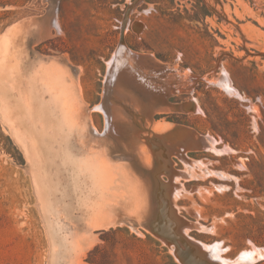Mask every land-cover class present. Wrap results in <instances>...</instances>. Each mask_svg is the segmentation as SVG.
Instances as JSON below:
<instances>
[{
  "label": "rangeland",
  "instance_id": "rangeland-1",
  "mask_svg": "<svg viewBox=\"0 0 264 264\" xmlns=\"http://www.w3.org/2000/svg\"><path fill=\"white\" fill-rule=\"evenodd\" d=\"M59 82L80 95L101 135L90 124L71 132L57 98L46 94L45 84ZM7 93L16 100L3 102ZM11 105L33 110L46 126L31 125L30 137L47 131L67 150L55 147L52 156L48 147H27ZM115 115L143 143L112 140L106 124ZM89 131L104 144L87 142ZM263 252L264 0H0V264H264Z\"/></svg>",
  "mask_w": 264,
  "mask_h": 264
},
{
  "label": "bare ground",
  "instance_id": "bare-ground-1",
  "mask_svg": "<svg viewBox=\"0 0 264 264\" xmlns=\"http://www.w3.org/2000/svg\"><path fill=\"white\" fill-rule=\"evenodd\" d=\"M53 1V0H52ZM50 2V1H49ZM53 3V2H52ZM131 3H133V2H131ZM55 4V3H54ZM55 6V5H54ZM52 9V8H51ZM133 9V8H132ZM46 10V9H45ZM53 10V9H52ZM46 12H48L47 10H46ZM50 12V11H49ZM53 13V12H52ZM49 15H51V14H49ZM52 16V15H51ZM50 16V17H51ZM39 16H37V18H38ZM32 18V17H31ZM34 18V17H33ZM36 18V19H37ZM45 20V19H44ZM54 20V19H53ZM32 21V20H31ZM21 23V22H20ZM24 23V22H23ZM28 23V22H27ZM132 23V22H131ZM139 23V22H138ZM22 24V23H21ZM25 24V23H24ZM33 24V23H32ZM37 24V23H36ZM44 24V23H43ZM46 24V23H45ZM39 25V24H38ZM38 25L36 26V27H38ZM127 25H128V23H127ZM135 25V24H134ZM139 25V24H138ZM26 26V25H25ZM29 26V25H28ZM41 27H42V24L40 25ZM48 26V25H47ZM27 27V26H26ZM130 27V26H129ZM46 29H47V27H45ZM49 28V27H48ZM52 28V27H51ZM124 28V27H123ZM128 28V27H127ZM141 28H143V27H141ZM141 28H140V31H141ZM43 29V28H42ZM16 30V29H15ZM55 30H56V28H55ZM12 31H14V30H12ZM16 31H18V30H16ZM42 31V30H41ZM48 31V29L46 30V32ZM38 32V31H37ZM51 32V31H50ZM18 33V32H17ZM44 33V32H43ZM139 33V32H138ZM12 34H13V32H12ZM15 34V33H14ZM42 34V33H41ZM56 34V33H55ZM123 34H124V32H123ZM10 35V34H9ZM39 35V34H38ZM50 35H51V33H50ZM14 36V35H13ZM41 36V35H40ZM44 36V35H43ZM40 38V37H39ZM42 38V37H41ZM10 39H11V37H10ZM13 39V38H12ZM16 39V38H15ZM37 40H38V38H37ZM11 44H13V40L11 41V43H10V49H11V47L13 46H11ZM27 45V44H26ZM120 47V46H119ZM129 47V46H128ZM126 48H119V50H116L117 51V53L119 52H123L122 53V57L126 60V59H128V61H130V62H128V63H133L132 62V54H130L127 50H125ZM129 50H132V48L131 49H129ZM115 51V50H114ZM140 51V50H139ZM137 52V51H136ZM144 52V51H143ZM134 53H135V50H134ZM142 53V52H141ZM151 53V52H150ZM138 54V53H137ZM153 54V53H152ZM151 55V54H150ZM154 55V54H153ZM111 56V55H110ZM150 57V56H149ZM153 57H155L156 58V56H153ZM116 58V57H115ZM123 58H121L122 60H123ZM120 59V58H119ZM119 59H118V61H119ZM145 59V58H144ZM150 59V58H149ZM108 60H109V58H108ZM125 60H123V61H125ZM155 60V59H154ZM158 60V59H157ZM68 61V60H67ZM111 60H109V62H110ZM121 61V60H120ZM119 61V63H122V61L120 62ZM127 61V60H126ZM125 61V62H126ZM146 61H148V59H146ZM177 61V60H176ZM116 62V61H115ZM135 62V61H134ZM159 63H161V61H158ZM69 63H70V61H69ZM118 63V64H119ZM127 63V64H128ZM135 63H137V61L135 62ZM131 64H128V65H130L131 66ZM152 64V63H151ZM163 64V63H162ZM169 64V63H168ZM140 65H142V63L140 64ZM176 65H178V64H176ZM72 66V65H71ZM169 66V65H168ZM173 66V65H172ZM179 66V65H178ZM115 67V66H114ZM150 67V66H149ZM166 67V66H165ZM74 68V67H73ZM81 68V67H80ZM135 68H137V67H135ZM150 68H152V67H150ZM157 68V67H156ZM171 68H173V67H171ZM180 68H182V67H180ZM75 69V72H77L76 71V69L77 68H74ZM128 69H129V67H128ZM154 69V68H153ZM178 69V68H177ZM183 69H184V67H183ZM119 70V69H118ZM139 70V69H138ZM142 70H143V68H142ZM147 70V69H146ZM159 70V69H158ZM157 70V71H158ZM170 70L171 69H169V72H170ZM68 71V70H67ZM70 71V70H69ZM81 71V70H80ZM108 71V70H107ZM149 71V70H148ZM153 71V70H152ZM155 71V70H154ZM163 71V70H162ZM172 71V70H171ZM190 71V70H189ZM189 71H187V72H189ZM66 72V71H65ZM64 72V73H65ZM132 72V71H131ZM134 72V71H133ZM135 72H137V71H135ZM140 72V71H139ZM146 73L145 74H148V72L147 71H145ZM151 71H149V73H150ZM159 72H161L160 70L158 71V73L157 74H159ZM165 72V71H164ZM59 73V72H58ZM63 72H61V74H62ZM117 73H119L118 71H117ZM142 73V72H141ZM163 73V72H162ZM162 73H160V74H162ZM167 73V72H166ZM173 73V72H172ZM181 73V72H180ZM185 73V72H184ZM191 73V72H190ZM60 74V73H59ZM66 75H67V73H65ZM65 74H64V76L63 77H65ZM115 74V73H114ZM120 74V73H119ZM135 74V73H134ZM159 74V75H160ZM188 73H186V75H187ZM194 74V73H193ZM193 74H191V76H193ZM19 75V74H18ZM38 75V74H37ZM69 75V74H68ZM67 75V77H69ZM112 75V74H111ZM123 75V74H122ZM132 74H130V76H131ZM152 75H154V74H151V76ZM168 75V74H167ZM175 75V74H174ZM179 75V74H178ZM189 75V74H188ZM187 75V76H188ZM155 76V75H154ZM161 77H162V75H160ZM112 77H113V75H112ZM147 77V76H146ZM150 77V76H149ZM159 78V76H158V78L159 79H162V78ZM169 76H167V78H168ZM202 77V76H201ZM206 77V76H205ZM109 78V77H108ZM107 78V79H108ZM127 78H129L128 76H127ZM151 78V77H150ZM149 78V79H150ZM152 78H153V76H152ZM165 78V77H164ZM171 78V77H170ZM175 78H176V76H175ZM175 78H173V79H175ZM190 78V77H189ZM189 78H186V79H189ZM193 78V77H192ZM191 78V79H192ZM200 78V77H199ZM75 79H77V78H75ZM106 79V78H105ZM125 79V78H124ZM133 78H131L130 80H131V82L133 83V80H132ZM138 79V78H137ZM148 79V78H147ZM157 79V78H156ZM57 80L58 79H56V82H57ZM67 80H70V79H67ZM143 80H146V79H143ZM182 80V79H181ZM212 80V79H211ZM72 81V80H71ZM77 81V80H76ZM114 81H115V79H114ZM155 81V80H154ZM157 81V80H156ZM165 81H167V79L165 80ZM164 80H163V82H165ZM193 81V79L191 80V82ZM198 81V80H197ZM196 81V82H197ZM70 82V81H69ZM69 82H67V84L69 83ZM127 82V81H126ZM135 83H136V81H134ZM142 82H144V81H142ZM162 82V83H163ZM170 82V81H169ZM177 82H178V80H177ZM188 82H190V81H188ZM222 82V81H221ZM221 82H220V84H221ZM228 82V81H227ZM35 83V82H34ZM39 83H41V82H39ZM51 83V82H50ZM50 83H48V85L47 84H45L46 86H49V88H50V91H46L45 93L46 94H48L49 95V97L50 96H52V99L53 98H55V101H56V98H57V100H58V103L60 104V106H59V104H58V106L60 107V109H62V112H64V114H65V122H67V125H68V127L70 128V130H71V132H72V130L73 129H77V128H79L80 126H82V125H91L92 126V131H94V133L96 132L98 135H101V133H98V131H97V129L96 128H94V126H93V122H92V114H86V112H85V110L83 109V104L82 105H79V103H78V101L77 100H79V98H80V95H79V97H78V99H77V96L76 95H71V94H74V91H71V94H69L68 93V90L66 89V88H68V87H66V88H64L63 87V85L61 86L60 84H63L62 82H59V83H56V85H54V84H52V85H50ZM53 83V82H52ZM71 83V82H70ZM114 83V82H113ZM152 83V82H151ZM157 83V82H156ZM185 83V82H184ZM193 83V82H192ZM224 84H225V82H223ZM130 84V83H129ZM148 84H149V82H148ZM175 84H176V82H175ZM194 84H195V81H194ZM214 84V83H213ZM228 84H229V82H228ZM44 85V86H45ZM54 85V86H53ZM146 85V84H145ZM149 85H152V84H149ZM156 85V84H155ZM162 85V84H161ZM222 85V84H221ZM42 86V85H41ZM66 86H69V85H66ZM72 86H75V85H72ZM104 86V85H103ZM112 86H115V89L113 88L112 90H116L117 88H116V85L115 84H112ZM111 86V87H112ZM159 86V85H158ZM163 86V85H162ZM62 87H63V89H62ZM69 87H71V85L69 86ZM160 87V86H159ZM169 87V86H168ZM229 87V86H228ZM56 88H58V90H56ZM74 88V87H73ZM80 88V87H79ZM134 88H135V86H134ZM175 88V87H174ZM184 88V87H183ZM188 88V87H187ZM31 89V88H30ZM37 88H34L33 90H36ZM66 89V90H65ZM142 89V88H141ZM149 89V88H148ZM151 89H153V88H151ZM181 89V88H180ZM224 89V88H223ZM228 88L226 87V90H227ZM9 90V89H8ZM14 90V89H13ZM135 90V89H134ZM138 90V89H137ZM166 90V89H165ZM39 91H41V89L39 90ZM44 91V90H43ZM42 91V95L44 94V92ZM66 91H67V93H66ZM70 91V90H69ZM101 91V90H100ZM117 91V90H116ZM139 91V90H138ZM143 91V90H142ZM145 91V90H144ZM151 91V90H150ZM155 91V90H154ZM175 91V90H174ZM8 92V91H7ZM9 92H11V91H9ZM123 92V91H122ZM130 92V91H129ZM147 92V91H146ZM153 92V91H152ZM151 92V93H152ZM169 92V91H168ZM176 92V91H175ZM234 92V91H233ZM35 94H36V92H34ZM40 93V92H39ZM50 93H51V95H50ZM76 93V92H75ZM77 93H78V91H77ZM113 93V92H112ZM115 93V92H114ZM136 93V92H135ZM150 93V94H151ZM177 93V92H176ZM179 93V92H178ZM230 93V92H229ZM232 93V92H231ZM8 95H6V96H4V98H3V102H5V103H8V102H14L16 99H14V95H9V93H7ZM69 94V95H68ZM116 94V93H115ZM124 94V93H123ZM130 94V93H129ZM173 94V93H172ZM29 95H31V94H29ZM34 95V94H33ZM53 95H54V97H53ZM131 95H133L132 93H131ZM152 95V94H151ZM155 95H157V94H155ZM21 96V95H20ZM25 96V95H24ZM40 97H39V99L41 98V95H39ZM46 96V95H45ZM73 96V97H72ZM116 96V95H115ZM119 96V95H118ZM121 96V95H120ZM124 96V95H123ZM32 97V99L34 100L35 98L33 97V96H31ZM47 97V96H46ZM102 96H100V98H101ZM126 98H128L127 96H125ZM130 97V96H129ZM157 97V96H156ZM21 97H19V99H20ZM22 98H23V100H26L27 98H28V96H27V98L26 99H24L25 97H23L22 96ZM132 98V97H131ZM130 98V99H131ZM194 98V97H193ZM29 99V98H28ZM28 99H27V101H28ZM32 99H30V100H32ZM43 99V98H42ZM45 99V98H44ZM43 99V101H45V100H47L48 99V97H47V99H45L44 100ZM77 99V100H76ZM121 99H123V98H121ZM134 99V98H133ZM143 99V98H142ZM165 99V98H164ZM163 99V100H164ZM21 100V99H20ZM102 100V99H101ZM108 100V99H107ZM147 100V99H146ZM191 100H193V99H191ZM25 102L27 105H28V103L29 102ZM48 101V100H47ZM115 101V100H114ZM32 102V101H31ZM30 102V103H31ZM53 102V101H52ZM57 102V101H56ZM55 102V103H56ZM79 102H82V100L80 101L79 100ZM99 102V101H98ZM147 102V101H146ZM167 102V101H166ZM165 102V103H166ZM195 102H197V100H195ZM5 103H4V105H5ZM22 103V102H21ZM23 103H24V101H23ZM41 103V102H40ZM54 103V102H53ZM53 103H52V106H53V109H55V107H54V105H53ZM85 103V102H84ZM26 104L24 105V104H22L23 106H26ZM37 104H38V102H37ZM36 104V105H37ZM42 104L44 105V102H42ZM46 104V103H45ZM57 104V103H56ZM143 104H144V102H143ZM4 105H2V107L4 108ZM84 105H86V104H84ZM95 105H97V104H95ZM150 105V104H149ZM196 105H197V103H196ZM9 107H10V105H8ZM13 105H11V107H12ZM23 106H13V108H11L10 110L12 111V109L16 112V115H17V117H18V123H19V125L21 126V128H20V130L22 129V134L24 135V134H26V135H28L29 136V134H28V132H27V129H29L30 128V126L32 125V128L34 127V125H36V123L39 121L40 123H38L42 128H46V126L43 124V122H41L40 121V119L39 120H36L37 122L35 123V121H34V119H33V115H32V112H33V110L32 111H28L27 112V114H25L26 112V110L24 111L25 113H23ZM41 105L39 104L38 105V108L40 107ZM49 107H50V105H48ZM51 106V107H52ZM94 106V105H93ZM151 106H154L153 105V101H152V105ZM151 106H149V109L151 108ZM169 106V105H168ZM199 106V105H198ZM197 106V107H198ZM5 107H7V105L5 106ZM29 106H27V108H28ZM97 108L99 107V106H96ZM113 107V106H112ZM37 108V107H36ZM37 108V109H38ZM42 108H44V106L42 107ZM160 108V107H159ZM169 108L171 109V107L169 106ZM184 108V107H183ZM195 108V107H194ZM8 108H5L4 110L5 111H7L8 113H10L8 110H7ZM25 109V108H24ZM30 109H32V108H30ZM41 109V108H40ZM39 109V110H40ZM51 109V108H50ZM59 109V108H58ZM57 109V111H59ZM89 109V108H88ZM104 109V108H103ZM112 109V108H111ZM143 109H145L144 107H143ZM152 109V108H151ZM162 109V108H161ZM165 109H166V107H165ZM168 109V108H167ZM190 109H191V107H190ZM38 110V111H39ZM44 109H42L41 110V112L43 111ZM102 110V109H101ZM100 110V111H101ZM119 110V109H118ZM169 110V109H168ZM181 110H183L182 108H181ZM48 111H49V108H48ZM99 111V112H100ZM103 111H105V109L103 110ZM102 111V112H103ZM167 111V110H166ZM185 111V110H184ZM200 111V110H199ZM44 112V111H43ZM46 112V111H45ZM44 112V113H45ZM52 112V111H51ZM146 111H144V113H145ZM39 113V112H38ZM49 113V112H48ZM113 113V112H112ZM119 113V112H118ZM11 114H12V112H11ZM52 114H53V112H52ZM52 114H50V116L52 115ZM101 114V113H100ZM15 115V116H16ZM14 116V114L12 115V117ZM14 116V117H15ZM49 116V117H50ZM55 116V115H54ZM111 116V115H110ZM150 116V115H149ZM16 117V118H17ZM41 117V116H40ZM52 117V116H51ZM59 117H60V115H59ZM54 118V117H53ZM38 119V118H37ZM57 119V118H56ZM59 119V122L61 121V119H62V117L61 118H58ZM58 122V123H59ZM122 122H123V119H122V117H116V115L114 116V117H112L111 118V120L106 124L108 127H106V129L108 128V131H110L111 133H112V140H117V141H119V142H121V144H122V147H130L131 146V144H130V142H131V138H133V137H135V136H132L133 135V133H131V131H127L126 129H125V127H124V130H122V128H121V124H122ZM61 123V122H60ZM34 124V125H33ZM62 124V123H61ZM82 124V125H81ZM18 125V124H17ZM18 125V126H19ZM58 125V124H57ZM56 125V126H57ZM64 125H65V123H64ZM177 125V124H176ZM178 125H180V124H178ZM182 125V124H181ZM60 126V125H59ZM87 126H85V128L87 127ZM102 126H103V124H102ZM37 127V126H36ZM39 127V126H38ZM37 127V128H38ZM49 127H50V129L52 128L53 129V124H52V122L49 124ZM58 127V126H57ZM57 127H54V129L55 128H57ZM83 127V126H82ZM105 127V126H104ZM173 127V126H172ZM62 128H63V126H62ZM182 128V127H181ZM19 129V128H18ZM34 129H36V128H33V131H34ZM58 129V128H57ZM56 129V130H57ZM81 129V128H80ZM84 129V128H83ZM192 129V128H191ZM38 130V129H37ZM46 130V129H45ZM70 130H68V133L70 132ZM102 130V129H101ZM63 131V130H62ZM73 131H75V130H73ZM81 131H82V129H81ZM83 131H85V130H83ZM91 131V132H92ZM167 131V130H166ZM165 131V132H166ZM35 132V131H34ZM43 132V131H42ZM45 132V131H44ZM54 132V131H53ZM59 133H60V131H58ZM65 132V131H64ZM87 132H88V130H87ZM101 132V131H100ZM195 132V131H194ZM33 133V132H32ZM32 133H31V135H32ZM48 132L46 131L45 133H44V137L41 139L40 137V134H39V137L37 138V139H35L34 137L32 138V137H30V141H28L27 139H25L24 141H25V143H27L26 145H27V147H48L47 149H49V151L51 152V155L53 156V154L56 152V150H55V147H60V146H64V145H60L61 144V142L58 140V138L56 137V135H50L49 137H47L46 136V134H47ZM67 132H65V134L64 133H62V134H64V135H66L67 137H65L64 135V137L65 138H68L69 139V137H71V136H69V135H67L66 134ZM74 133V132H73ZM80 133V132H79ZM83 133V132H82ZM94 133H90V131H89V133H87V142L89 141H95V140H97L98 142H101V140H103V139H100L101 138V136H99L100 138H94ZM106 133V132H105ZM109 133V132H108ZM107 133V134H108ZM195 133H197V132H195ZM62 134H59L60 136H62ZM75 134H76V132H75ZM73 135L74 136V138H75V136L76 135ZM155 134H156V132H155ZM162 134H164V132L163 133H161V135ZM197 134H199V133H197ZM201 134V133H200ZM199 134V135H200ZM38 135V134H37ZM72 135V134H71ZM80 135H82V134H80ZM104 135V134H103ZM120 135H122V136H120ZM137 135H139V134H137ZM147 135H149V134H147ZM202 135V134H201ZM97 136V135H96ZM153 136V135H152ZM159 136V135H158ZM157 136V137H158ZM170 136V135H169ZM203 136V135H202ZM212 136V135H211ZM105 137V136H104ZM150 136H148L147 138H149ZM196 137H197V135H196ZM206 137V136H205ZM209 137V136H208ZM62 139H63V137H61ZM135 138H141V137H138V136H136ZM134 138V139H135ZM160 138H161V136H160ZM207 138V137H206ZM142 139L143 138H141V140L140 141H142ZM153 139V138H152ZM204 139V138H203ZM212 139V138H211ZM79 140V139H78ZM136 140V139H135ZM135 140H132V142L133 141H135ZM139 140H138V143L136 144L135 143V145H136V147L138 148V150L141 148V147H139V146H141L139 143ZM160 140V139H159ZM162 140V139H161ZM168 140V139H167ZM172 139H169L168 140V144H169V141H171ZM174 140V139H173ZM108 141V140H107ZM146 141V140H145ZM163 141V140H162ZM161 141V142H162ZM208 141V140H207ZM212 141V140H211ZM80 142H82V141H80ZM85 142V141H84ZM103 142V141H102ZM101 142V143H102ZM86 143V142H85ZM142 143H143V141H142ZM155 143H156V141H155ZM210 144H212V142H209ZM214 143V142H213ZM217 143H218V140H217ZM69 144V143H68ZM67 144V145H68ZM81 144V143H80ZM84 144V143H83ZM102 144H104V142L102 143ZM138 144H139V146H138ZM154 144V143H153ZM82 145V144H81ZM80 145V147H82ZM135 145H133V147H135ZM156 145V144H155ZM171 145V144H170ZM202 145V144H201ZM214 145V144H213ZM225 145V144H224ZM66 146V145H65ZM100 146V145H99ZM211 146V145H210ZM209 146V149L211 148ZM227 146V145H226ZM67 148H69V146H66ZM97 147H98V145H97ZM102 147H105V145H102ZM101 146L100 147H98V148H102ZM143 147V149H144V147L145 146H142ZM222 147H224V146H222ZM229 147V146H228ZM64 148V147H63ZM97 148V149H98ZM131 148V147H130ZM136 148V149H137ZM156 148V147H155ZM168 148V147H167ZM215 148V147H214ZM226 148V147H225ZM231 148V147H230ZM230 148H228L229 150H232V149H230ZM36 149V151L38 150V148H35ZM46 149V148H45ZM56 149H58V148H56ZM64 149H66V148H64ZM63 149V150H64ZM70 149V148H69ZM93 149V148H92ZM134 149V148H133ZM165 149V148H164ZM177 149V148H176ZM208 149V150H209ZM216 149V148H215ZM215 149L213 150V149H210V150H213V151H215ZM217 149H219V148H217ZM224 149V148H223ZM30 150V152L33 150V148L32 149H29ZM39 150H41V149H39ZM62 150V149H61ZM67 150V149H66ZM91 150V149H90ZM100 150V149H99ZM101 150H103V149H101ZM140 150H142V149H140ZM207 150V149H206ZM35 150H34V152L33 153H31V154H34L35 152H36ZM65 151V150H64ZM69 151V154L71 153L70 151L71 150H68ZM72 151H73V149H72ZM97 151V150H96ZM122 151V150H121ZM151 151V150H150ZM196 151V150H195ZM212 151V152H213ZM218 151V150H217ZM226 151V150H225ZM67 152V151H66ZM83 153H84V151H82ZM138 152V151H137ZM139 152H142V151H139ZM161 152V151H160ZM216 152V151H215ZM39 151H37L36 152V155H39V154H41V153H39ZM74 153H76L77 154V152H72L71 154L73 155ZM86 153V152H85ZM88 153V152H87ZM93 153H94V150H93ZM103 153V152H102ZM102 153H100V154H102ZM123 153H124V151H123ZM144 154H145V152H143ZM142 153V154H143ZM149 153V152H148ZM147 152H146V154H148ZM151 153V152H150ZM166 153V152H165ZM219 153V152H218ZM218 153H216V154H218ZM222 153H224V152H222ZM222 153H220V154H222ZM231 153H233V152H231ZM65 154V153H64ZM80 154V153H79ZM94 154H96V156H97V154H99V152L98 153H94ZM141 154V155H142ZM145 154V155H146ZM186 154V153H185ZM184 154V155H185ZM50 155V156H51ZM67 155H68V153H67ZM103 155H104V153H103ZM102 155V156H103ZM131 155V154H130ZM150 155V154H149ZM162 155V154H161ZM34 156V155H33ZM46 156H48V155H46ZM56 156H57V154H56ZM74 156H75V154L72 156L73 158H74ZM99 156V155H98ZM143 157H144V155H142ZM148 155H146V157H147ZM151 156V155H150ZM172 156V155H171ZM35 157V156H34ZM38 157H40V156H38ZM42 157V156H41ZM58 157V156H57ZM71 157V158H72ZM76 157V156H75ZM78 157V156H77ZM87 157V156H86ZM106 157V156H105ZM139 158H138V160L141 158L142 159V157H140V155L138 156ZM146 157H144V158H146ZM149 157V156H148ZM147 157V158H148ZM152 157V156H151ZM156 157V156H155ZM187 157V156H186ZM37 157H35V159H36ZM48 158V157H47ZM54 158V157H53ZM52 158V159H53ZM60 158V157H59ZM68 158V157H67ZM71 158H68V160L70 159V160H72ZM80 158V157H79ZM79 158H78V160H79ZM83 158H85V157H83ZM97 158H99V157H97ZM182 158V157H181ZM184 158H185V156H184ZM38 159V158H37ZM65 159V158H64ZM96 159V158H95ZM106 159H107V161H108V159L109 158H107L106 157ZM149 159V158H148ZM156 159H158V158H156ZM54 160H55V158H54ZM56 160H57V158H56ZM59 160H63V159H59ZM68 160H67V162L66 163H68ZM75 160H76V158H74V162H75ZM98 160H100V159H98ZM110 160V159H109ZM150 160H152L153 161V159H150ZM50 159H49V162L48 163H50ZM80 161V160H79ZM144 162H145V160H143ZM149 161V160H148ZM148 161H147V163L145 162V165L147 166V164H148ZM152 161H150V164L152 163ZM171 161H173V160H171ZM59 162V161H58ZM72 161H69V164L71 163ZM77 162V161H76ZM109 162V161H108ZM187 162H188V160H187ZM48 163H45V164H48ZM52 163V162H51ZM53 163H54V161H53ZM61 162H59V164H60ZM82 163V162H81ZM80 162H79V164H81ZM98 163H100V162H98ZM114 163V162H113ZM173 163V162H172ZM68 164V165H69ZM77 165L76 163H72V165ZM102 164V163H101ZM111 164V163H110ZM139 164V163H138ZM142 164H144V163H142ZM53 165V164H52ZM56 165V164H55ZM54 165V166H55ZM61 165H64V163L62 164L61 163ZM83 165V163L80 165V166H82ZM127 165H129V164H127ZM137 165V164H136ZM139 165H141V164H139ZM47 166V165H46ZM66 166V165H65ZM99 166V165H98ZM106 167H107V165H105ZM115 166H116V164H115ZM114 166V167H115ZM142 166V165H141ZM151 166V165H150ZM58 167H59V169H60V165H58ZM58 167H56L57 169H58ZM61 167H64V166H61ZM69 167V166H68ZM102 167V166H101ZM109 167V166H108ZM112 167V166H111ZM121 167H122V165H121ZM126 167V166H125ZM167 167V166H166ZM79 168V167H78ZM78 168H77V170H78ZM81 168V167H80ZM100 168V167H99ZM115 168H117V167H115ZM123 168V167H122ZM130 168V167H129ZM143 168H145L146 169V167H144V165L142 166V169ZM173 168V167H172ZM64 169H65V167H64ZM75 168L73 167V170H74ZM61 171H62V169H60ZM59 170V171H60ZM66 170H69L67 173H68V176L70 175V173H72L73 174V172H76V171H70V168L68 169V168H66ZM76 170V169H75ZM87 170H89V169H87ZM86 170V171H87ZM113 170V169H112ZM118 170V169H117ZM132 170V169H131ZM147 170H149V169H147ZM151 170V169H150ZM169 170V169H168ZM64 171V170H63ZM90 171V170H89ZM114 171V170H113ZM121 171V170H120ZM126 173H128L127 171H130V170H124ZM133 171V170H132ZM165 171V173L167 172L166 170H164ZM57 172V171H56ZM77 172H79V171H77ZM117 172V171H116ZM115 172V173H116ZM172 172V171H171ZM43 173H44V171H43ZM58 173V172H57ZM62 173V172H61ZM85 173H88V172H85ZM118 173H120V172H117V175H118ZM129 173H131L132 174V172H129ZM134 173V172H133ZM137 173V172H136ZM152 173V172H151ZM157 173V172H156ZM160 173H162L161 171H160ZM164 173V174H165ZM60 174V173H59ZM43 175H45V173L43 174ZM58 175V174H57ZM83 175V174H82ZM85 175H87V174H85ZM84 175V176H85ZM116 175V174H115ZM121 175V174H120ZM129 176H130V174H129ZM132 176H133V174H132ZM137 176H138V174H137ZM136 176V177H137ZM161 176V175H160ZM159 176V177H160ZM44 177V176H43ZM74 177V176H73ZM137 181V183H138V178H136L135 176H133ZM162 177V176H161ZM40 179V177H39V175H38V177H37V179ZM47 178V177H46ZM84 177L82 176V178H81V180L83 179ZM87 178V177H86ZM86 178H84V179H86ZM131 178V177H130ZM143 177H141V179H142ZM48 179V178H47ZM68 179V178H67ZM69 179H70V177H69ZM68 179V180H69ZM82 180V181H86V180ZM125 179H127V178H125ZM128 179H129V177H128ZM160 179V178H159ZM43 180H44V178H43ZM73 180H74V178H73ZM76 180V179H75ZM81 180H80V182H81ZM134 180V179H133ZM144 180V179H143ZM162 180V179H161ZM54 181V180H53ZM129 181V180H128ZM128 181H127V183H128ZM131 181V180H130ZM147 181V180H146ZM156 181H157V179H156ZM164 181H166V180H164ZM40 182V181H39ZM71 182V181H70ZM74 182V181H73ZM72 182V183H73ZM145 182V180L143 181V183ZM178 182H179V180H178ZM74 183H76V182H74ZM147 183H148V181H147ZM150 183V182H149ZM174 183V182H173ZM180 183V182H179ZM55 184V183H54ZM81 184H82V182H81ZM130 184V183H129ZM145 184V183H144ZM143 184V185H144ZM79 185V184H78ZM85 185V184H84ZM83 184H82V186H83V190L85 189V186H84ZM131 185V184H130ZM146 185V184H145ZM144 185V186H145ZM175 185V184H174ZM174 185H172L173 187H174ZM153 186V185H152ZM42 187V186H41ZM76 187H77V184H76ZM55 188H56V186H55ZM70 188V187H69ZM78 188V187H77ZM142 188V187H141ZM146 188V186L144 187V189ZM156 188V187H155ZM155 188H154V190H155ZM175 188V187H174ZM74 189H75V187H74ZM74 189H72V190H74ZM143 189V190H144ZM146 189H149V188H146ZM173 188L171 187V190H172ZM52 190V189H51ZM77 190V189H76ZM75 190V191H76ZM82 190V189H81ZM151 190V189H150ZM57 191V190H56ZM55 191V192H56ZM87 190H85V192H86ZM134 192H135V190H133ZM140 191V190H139ZM146 191V190H145ZM156 191V190H155ZM72 192V191H71ZM84 192V193H85ZM137 192H138V189H137ZM144 192V191H143ZM143 192H142V194H143ZM150 192H152V191H150ZM159 191L157 190V193H158ZM74 193V192H73ZM81 193V192H80ZM83 193V192H82ZM83 193V194H84ZM87 193V192H86ZM85 193V194H86ZM136 193V192H135ZM154 193V192H153ZM175 193H176V191H175ZM75 194H77L76 192H75ZM83 194H81L82 196H83ZM149 194V193H148ZM156 194V193H155ZM46 195V194H45ZM71 195H72V193H71ZM80 195V197L83 199L84 197H86L85 195L82 197ZM143 196H145V195H143ZM43 197V196H42ZM42 197H41V200H42ZM68 197H70V196H68ZM73 197V196H72ZM153 197V196H152ZM158 197V196H157ZM174 197V196H173ZM44 198V197H43ZM87 198V197H86ZM131 198V197H130ZM137 198V197H136ZM155 198H156V196H155ZM170 198V197H169ZM45 199V198H44ZM85 199V198H84ZM83 199V200H84ZM140 199V198H139ZM151 199H153V198H151ZM150 199V200H151ZM158 199V198H157ZM86 200V199H85ZM84 200V201H85ZM135 200V199H134ZM149 200V201H150ZM159 200H161V199H159ZM170 201L172 200L171 198L169 199ZM168 200V201H169ZM45 201V200H44ZM61 201V200H60ZM76 201V200H75ZM74 201V202H75ZM89 202V200H86V202ZM145 201H146V198H145ZM148 201V202H149ZM157 201V200H156ZM155 201V202H156ZM85 202V203H86ZM87 202V203H88ZM173 202V201H172ZM41 203V202H40ZM68 203V202H67ZM140 203V202H139ZM150 203H151V201H150ZM157 203V202H156ZM161 203V202H160ZM44 204V203H43ZM60 204V203H59ZM62 204V206H63V203H61ZM134 204V203H133ZM158 204H159V202H158ZM79 205H81V204H79ZM84 205V204H83ZM89 205V204H88ZM139 205V204H138ZM160 205V204H159ZM158 205V206H159ZM57 206H58V203H57ZM90 206V205H89ZM135 206V205H134ZM148 206H150V204L148 203ZM61 207V206H60ZM64 207H66V206H64ZM86 207H87V204H86ZM144 207V206H143ZM157 207V206H156ZM161 207V206H160ZM173 207V206H172ZM44 208V207H43ZM74 208V207H73ZM88 208H90V207H88ZM148 208H150V207H147V211L149 210ZM161 208H163V206L161 207ZM61 209L63 210V208L61 207ZM82 209V208H81ZM129 209V208H128ZM153 209H155L154 207H153ZM69 210V209H68ZM157 210H159V208L157 209ZM67 211V210H66ZM131 211V210H130ZM133 211V210H132ZM166 211V210H165ZM80 213H81V211H79ZM78 212V213H79ZM86 212V211H85ZM63 213H64V210H63ZM89 213H90V210H89ZM148 213V212H147ZM158 213V212H157ZM159 213H161V212H159ZM158 213V214H159ZM72 214V213H71ZM75 214H77L76 212H75ZM75 214H73V216L75 215ZM86 214V213H85ZM85 214H84V216H85ZM131 214V213H130ZM129 214V215H130ZM69 215V214H68ZM121 215V214H120ZM89 216V215H88ZM159 216H160V214H159ZM75 218H74V220L76 219V216H74ZM85 218V217H84ZM135 218H136V216H135ZM145 218V217H144ZM162 218V217H161ZM152 219V218H151ZM154 219V218H153ZM72 220V219H71ZM119 220V219H118ZM162 220V219H161ZM181 220V218L180 217H175L174 218V221L175 222H179ZM69 221H70V219H69ZM73 221V220H72ZM127 221V220H126ZM132 221V220H131ZM146 221V220H145ZM145 221H144V225H145ZM71 222V221H70ZM140 222V221H139ZM148 222V221H147ZM146 222V223H147ZM174 222V223H175ZM128 223V222H127ZM131 224H135L134 222L133 223H131ZM187 224V223H186ZM148 225H146V227H147ZM150 226V225H149ZM153 226V225H152ZM155 226V225H154ZM156 227V226H155ZM149 228V227H148ZM153 228V227H152ZM158 228V227H157ZM135 229V228H134ZM155 229V228H154ZM159 229H156V231H158ZM166 230V229H165ZM155 231V230H154ZM156 231H155V233H156ZM171 232V231H170ZM173 234H174V237L176 238V239H179V235L178 234H175L174 232H173ZM172 246V245H171ZM173 247V246H172ZM192 247V246H191ZM187 248V247H186ZM260 248V247H259ZM258 248V249H259ZM263 248V247H262ZM256 249H257V247H256ZM256 249H254L255 251H256ZM171 250V249H170ZM178 250V249H177ZM176 250V251H177ZM188 250V249H187ZM253 250V251H254ZM260 250V249H259ZM259 250H257V251H259ZM179 251V250H178ZM177 251V252H178ZM184 251V250H183ZM193 251V250H192ZM185 252V251H184ZM189 252V251H188ZM260 252V251H259ZM255 253H258V252H255ZM185 254V253H184ZM201 254V253H200ZM214 254V253H213ZM242 254V253H241ZM263 254H264V252H263ZM252 255V254H251ZM257 255V254H256ZM256 255H255V257H256ZM259 255H261V254H259ZM199 256V255H198ZM179 257V256H178ZM197 257V256H196ZM219 257H221V256H219ZM254 257V256H253ZM254 257V258H255ZM223 258L224 257H222V260H223ZM182 259V258H181ZM225 259H226V257H225ZM179 260V259H178ZM221 260V261H222ZM242 260V259H241ZM220 261V260H219ZM229 261V260H228ZM243 261V260H242ZM241 262V261H240ZM202 263V262H201ZM220 264V263H219Z\"/></svg>",
  "mask_w": 264,
  "mask_h": 264
}]
</instances>
